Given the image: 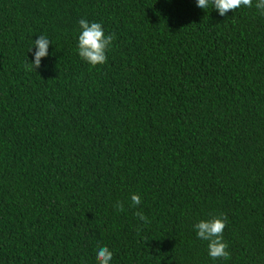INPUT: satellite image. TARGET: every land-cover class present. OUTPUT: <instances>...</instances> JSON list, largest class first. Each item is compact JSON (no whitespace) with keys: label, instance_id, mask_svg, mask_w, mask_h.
<instances>
[{"label":"trees","instance_id":"obj_1","mask_svg":"<svg viewBox=\"0 0 264 264\" xmlns=\"http://www.w3.org/2000/svg\"><path fill=\"white\" fill-rule=\"evenodd\" d=\"M84 18L114 35L102 66L78 55ZM220 215L230 258L214 262L193 225ZM98 245L112 264H264L254 6L0 0V264H96Z\"/></svg>","mask_w":264,"mask_h":264},{"label":"clouds","instance_id":"obj_2","mask_svg":"<svg viewBox=\"0 0 264 264\" xmlns=\"http://www.w3.org/2000/svg\"><path fill=\"white\" fill-rule=\"evenodd\" d=\"M196 7L206 10L213 9L220 17H226L232 11L242 7L256 8L260 15H264V0H195ZM77 52L80 59L91 67L102 66L107 63L108 54L111 52L114 35L106 34L104 26L100 22H89L84 18L79 21V34ZM52 41L46 35L38 36L29 49L33 59L27 65L29 70L37 72L42 61L49 58V48ZM132 204L139 207L142 203L139 195L133 194ZM139 220L147 222L148 218L142 212L136 214ZM227 217L225 215L215 216L210 219H201L193 225L196 238L207 242L209 257L215 262L228 260L230 252L229 245L225 242L223 233L226 227ZM96 264H112L114 252L107 246H97L94 250Z\"/></svg>","mask_w":264,"mask_h":264}]
</instances>
